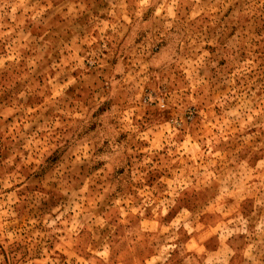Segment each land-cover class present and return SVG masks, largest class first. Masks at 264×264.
Here are the masks:
<instances>
[{
	"label": "rangeland",
	"instance_id": "rangeland-1",
	"mask_svg": "<svg viewBox=\"0 0 264 264\" xmlns=\"http://www.w3.org/2000/svg\"><path fill=\"white\" fill-rule=\"evenodd\" d=\"M0 264H264V0H0Z\"/></svg>",
	"mask_w": 264,
	"mask_h": 264
}]
</instances>
